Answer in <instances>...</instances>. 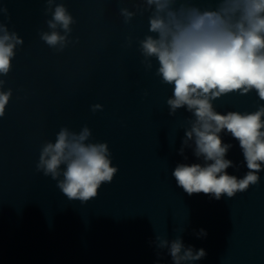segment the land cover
<instances>
[{
	"label": "water",
	"instance_id": "water-1",
	"mask_svg": "<svg viewBox=\"0 0 264 264\" xmlns=\"http://www.w3.org/2000/svg\"><path fill=\"white\" fill-rule=\"evenodd\" d=\"M132 2L55 0L76 19L71 36L79 38L57 53L37 35L50 31L45 0H0L10 17L0 13V23L24 42L10 73L0 77L13 92L0 118V264H157L158 249L149 246L156 234L203 248L205 258L192 264H264V170L257 186L219 201L176 186L171 172L178 163H203L192 140L178 153L194 117L184 108L168 115L171 86L154 75L155 60L145 71L137 51L149 12L137 11L129 24L119 15L122 7L134 10ZM129 35L133 44L125 48ZM96 103L103 110L93 113ZM213 104L224 114L253 112L264 101L253 90ZM85 125L92 142H107L118 172L81 204L35 164L43 142H54L60 127L78 133ZM219 135L233 145L225 158L241 165L226 171L241 178L247 168L238 141L226 130ZM201 228L207 236L197 238ZM165 253L158 264H171Z\"/></svg>",
	"mask_w": 264,
	"mask_h": 264
},
{
	"label": "clouds",
	"instance_id": "clouds-1",
	"mask_svg": "<svg viewBox=\"0 0 264 264\" xmlns=\"http://www.w3.org/2000/svg\"><path fill=\"white\" fill-rule=\"evenodd\" d=\"M131 7L134 10L119 9L124 24L141 9V15L149 12L147 32L142 39L136 38L137 51L145 71L153 69L155 60L154 75L171 86L172 95L166 100L168 115L184 108L194 117L178 153L183 156L192 140L193 155L203 163H178L171 172L176 186L189 196L203 193L217 201L257 186L259 172L264 170V104L253 112L221 114L213 101L253 90L264 101V0H134ZM0 13L10 19L6 7L0 6ZM43 14L51 15L45 20L50 31L38 29L37 35L49 48L62 53L79 43L78 37L71 36V26L77 21L64 3L45 0ZM23 43L15 31L0 23V77L10 73L15 49ZM132 44L133 37L126 36L123 46L131 48ZM5 84L6 79L0 78V118L13 94ZM90 110L102 111L103 106L92 104ZM223 130L238 141L247 168L241 178L226 171L230 167L238 171L241 165L225 158L233 145L222 142L219 134ZM91 136L86 125L78 133L62 126L54 142H43L35 164V170L55 181L69 201L81 204L95 198L101 185L111 183L118 172L107 142H92ZM194 235L203 238L207 232L201 228ZM153 244L158 261L166 249L171 264H192L206 256L203 248L185 246L179 235L169 240L156 234L149 241V246Z\"/></svg>",
	"mask_w": 264,
	"mask_h": 264
}]
</instances>
